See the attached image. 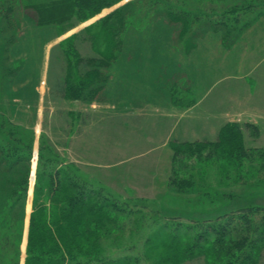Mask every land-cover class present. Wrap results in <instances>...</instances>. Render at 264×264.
<instances>
[{"label":"rangeland","instance_id":"374dc122","mask_svg":"<svg viewBox=\"0 0 264 264\" xmlns=\"http://www.w3.org/2000/svg\"><path fill=\"white\" fill-rule=\"evenodd\" d=\"M26 1L13 0L14 25L0 11V117L32 143L33 193L42 149L44 168H67L117 205L76 240L92 264L165 263L177 249L162 234L181 232L177 222L224 223L232 211L264 205V0H121L87 21L44 25ZM134 2L122 45L104 52L101 42L100 51V20ZM172 8L191 14L187 27L169 21ZM104 56L112 60L100 66ZM230 129L241 157L223 152ZM186 142L203 155H184ZM226 228L243 231L236 221Z\"/></svg>","mask_w":264,"mask_h":264},{"label":"trees","instance_id":"16d2710c","mask_svg":"<svg viewBox=\"0 0 264 264\" xmlns=\"http://www.w3.org/2000/svg\"><path fill=\"white\" fill-rule=\"evenodd\" d=\"M120 1L27 0L26 7L36 10L40 25L63 24L73 18L87 21L104 8L114 6ZM2 3L5 6L0 7V11H5L9 22L14 25L16 4L13 0H0V5ZM136 5L137 2L129 4L128 8L133 7V10L119 7L100 20L103 25L102 32L96 39L100 51L104 46V52H112L122 45L121 35L128 23L137 18ZM178 10L176 14L173 13V8L169 10L167 13L169 21L183 20L186 24L185 17L191 14L187 15L181 9ZM93 25L95 24L90 26ZM110 60L112 59L104 56L99 64L101 66ZM95 72L91 68L88 69L87 74L92 77ZM80 87L82 90L78 87L74 89L77 93H84V84ZM102 90L101 88L96 90V94L98 93L102 98L99 100L104 98ZM70 91L76 95L72 88ZM0 139V264H20L21 243L27 222L32 143L27 141L22 131L12 126L7 117H0ZM223 143L227 147L223 152H229L234 158L241 157L245 152L241 143L237 141V133L234 129H230L223 136ZM196 144L183 143L182 145L187 146L183 154L202 156L204 149ZM177 150L181 149L177 148ZM42 160L41 149L29 222L26 264H92L91 259L85 257L87 254L83 253V245H78L76 240L80 241L88 236V232L92 231L91 225H95L99 218L107 217L106 211L119 213V209L116 204H109V200L101 190L91 189L76 173L57 166L46 169ZM225 218L224 223L220 222V217L214 223L207 220L192 221L188 224L177 222L181 232L164 230L167 232L162 234L167 237L165 241L177 249L173 253V260L167 262L176 264L186 257L195 259L203 254H211L214 257L210 259L213 264L219 262V264H259L264 252V205H250L236 212L232 211ZM235 221L242 229L234 230H243L237 235L232 234L233 230L231 232L226 230V227ZM206 222H208L207 229H203L201 225L207 224ZM187 240L189 241L186 242ZM73 241L77 245L72 244ZM207 261L208 264H212L208 259ZM99 262L130 264L126 259L106 261L101 258Z\"/></svg>","mask_w":264,"mask_h":264},{"label":"bare ground","instance_id":"6f19581e","mask_svg":"<svg viewBox=\"0 0 264 264\" xmlns=\"http://www.w3.org/2000/svg\"><path fill=\"white\" fill-rule=\"evenodd\" d=\"M34 165H35V163H34ZM34 167V166H33ZM33 175H34V170H33ZM33 193V187L31 186V189H30V194H32ZM31 207V205L29 204V208Z\"/></svg>","mask_w":264,"mask_h":264},{"label":"water","instance_id":"95a60500","mask_svg":"<svg viewBox=\"0 0 264 264\" xmlns=\"http://www.w3.org/2000/svg\"><path fill=\"white\" fill-rule=\"evenodd\" d=\"M32 177H33V178H35V176H34V175H33Z\"/></svg>","mask_w":264,"mask_h":264},{"label":"crops","instance_id":"0c3cea01","mask_svg":"<svg viewBox=\"0 0 264 264\" xmlns=\"http://www.w3.org/2000/svg\"><path fill=\"white\" fill-rule=\"evenodd\" d=\"M254 25V24H253ZM249 26H251V25H249Z\"/></svg>","mask_w":264,"mask_h":264}]
</instances>
